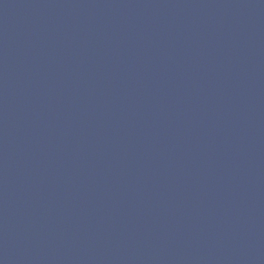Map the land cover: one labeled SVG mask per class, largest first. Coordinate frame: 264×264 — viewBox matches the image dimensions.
I'll use <instances>...</instances> for the list:
<instances>
[{
    "label": "water",
    "instance_id": "obj_1",
    "mask_svg": "<svg viewBox=\"0 0 264 264\" xmlns=\"http://www.w3.org/2000/svg\"><path fill=\"white\" fill-rule=\"evenodd\" d=\"M0 264H264V0H0Z\"/></svg>",
    "mask_w": 264,
    "mask_h": 264
}]
</instances>
